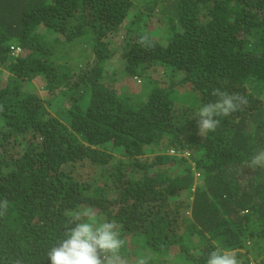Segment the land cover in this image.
Masks as SVG:
<instances>
[{"label": "trees", "instance_id": "1", "mask_svg": "<svg viewBox=\"0 0 264 264\" xmlns=\"http://www.w3.org/2000/svg\"><path fill=\"white\" fill-rule=\"evenodd\" d=\"M215 88L248 104L200 136ZM260 150L264 0H0V264H50L84 207L127 264H206L217 245L264 264Z\"/></svg>", "mask_w": 264, "mask_h": 264}, {"label": "clouds", "instance_id": "2", "mask_svg": "<svg viewBox=\"0 0 264 264\" xmlns=\"http://www.w3.org/2000/svg\"><path fill=\"white\" fill-rule=\"evenodd\" d=\"M148 37L142 35L139 43L148 47ZM15 54L18 49L13 50ZM14 54V55H15ZM211 95L217 97L215 102L203 104L198 110V134L205 136L214 132L221 123V117H228L248 104L247 97L240 93H229L215 88ZM173 154V153H172ZM248 167L264 168V150L255 153ZM8 201L0 202V215L7 211ZM74 225V226H72ZM124 245L117 226L105 219L97 222L92 209L84 207L75 213V219L69 221V227L46 253L50 264H127L120 250ZM151 257L141 256L136 264H149ZM206 264H240L234 251H228L217 245L209 253Z\"/></svg>", "mask_w": 264, "mask_h": 264}, {"label": "rangeland", "instance_id": "3", "mask_svg": "<svg viewBox=\"0 0 264 264\" xmlns=\"http://www.w3.org/2000/svg\"><path fill=\"white\" fill-rule=\"evenodd\" d=\"M139 1H141V0H138V2ZM160 21H157L156 19H148L147 20V23H146V28H145V31H151L152 33L154 32V31H156V34H157V36H161L162 35V33H161V27H160ZM123 26L124 25H122V27H121V30L119 31V34H118V36H116L115 38H114V40H121V38H122V36H124L125 35V29H123ZM134 29H136V27L134 28ZM116 58H118V55L117 56H115ZM117 65V66H116ZM117 67L118 68V71H119V62H118V60L116 59V60H113V61H110L109 63H108V67ZM119 73V72H118ZM121 73V72H120ZM136 78H133V80H135ZM136 82L137 83H139V78H137L136 79ZM36 87L37 88H41V85H39V84H37L36 85ZM38 92H39V94L41 95V96H43V98H48V96L42 91V89H39L38 90ZM180 99H186V98H188L189 96H187V94H181V95H179L178 96ZM195 97V95H193L192 96V98H194ZM191 98V101H189L190 103H194V101H193V99ZM168 154H172V152L171 151H169L168 152ZM173 154H175V153H173ZM250 258H251V256H250Z\"/></svg>", "mask_w": 264, "mask_h": 264}, {"label": "built area", "instance_id": "4", "mask_svg": "<svg viewBox=\"0 0 264 264\" xmlns=\"http://www.w3.org/2000/svg\"><path fill=\"white\" fill-rule=\"evenodd\" d=\"M12 54H15V52L13 51Z\"/></svg>", "mask_w": 264, "mask_h": 264}]
</instances>
